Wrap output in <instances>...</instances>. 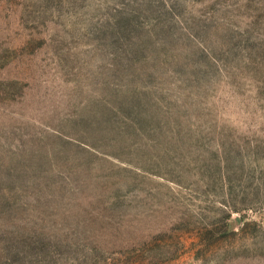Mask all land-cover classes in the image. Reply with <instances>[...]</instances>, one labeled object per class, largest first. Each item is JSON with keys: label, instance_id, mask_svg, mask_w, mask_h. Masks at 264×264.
I'll list each match as a JSON object with an SVG mask.
<instances>
[{"label": "rangeland", "instance_id": "374dc122", "mask_svg": "<svg viewBox=\"0 0 264 264\" xmlns=\"http://www.w3.org/2000/svg\"><path fill=\"white\" fill-rule=\"evenodd\" d=\"M0 264H264V0H0Z\"/></svg>", "mask_w": 264, "mask_h": 264}]
</instances>
